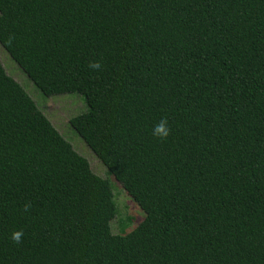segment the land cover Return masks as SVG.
I'll return each instance as SVG.
<instances>
[{
  "label": "trees",
  "instance_id": "16d2710c",
  "mask_svg": "<svg viewBox=\"0 0 264 264\" xmlns=\"http://www.w3.org/2000/svg\"><path fill=\"white\" fill-rule=\"evenodd\" d=\"M0 46L80 97L70 127L142 211L109 232L108 181L0 64V264H264V0H0Z\"/></svg>",
  "mask_w": 264,
  "mask_h": 264
},
{
  "label": "rangeland",
  "instance_id": "374dc122",
  "mask_svg": "<svg viewBox=\"0 0 264 264\" xmlns=\"http://www.w3.org/2000/svg\"><path fill=\"white\" fill-rule=\"evenodd\" d=\"M0 64L5 73L29 94L56 132L87 160L92 172L108 181L114 204L113 212L108 220L109 232L121 235L129 232L142 219V211L69 125V119L83 107L80 97L75 94H42L25 77L1 46Z\"/></svg>",
  "mask_w": 264,
  "mask_h": 264
},
{
  "label": "clouds",
  "instance_id": "9594fccd",
  "mask_svg": "<svg viewBox=\"0 0 264 264\" xmlns=\"http://www.w3.org/2000/svg\"><path fill=\"white\" fill-rule=\"evenodd\" d=\"M89 67L93 70H99L101 68V64L99 61H92L89 63ZM170 133L171 129L168 127V120L163 118L154 126L152 134L159 139H166ZM30 207V203H25L23 206V211H29ZM23 235V230H17L11 234V239L14 243L20 244L22 243Z\"/></svg>",
  "mask_w": 264,
  "mask_h": 264
}]
</instances>
